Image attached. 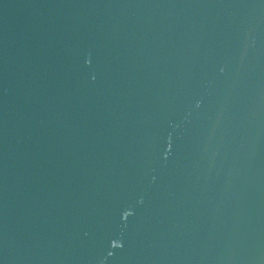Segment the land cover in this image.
Instances as JSON below:
<instances>
[{"label": "water", "instance_id": "water-1", "mask_svg": "<svg viewBox=\"0 0 264 264\" xmlns=\"http://www.w3.org/2000/svg\"><path fill=\"white\" fill-rule=\"evenodd\" d=\"M0 264H264V0H0Z\"/></svg>", "mask_w": 264, "mask_h": 264}]
</instances>
